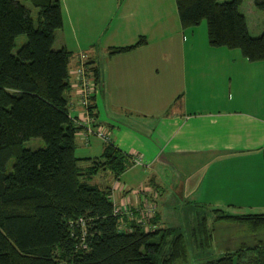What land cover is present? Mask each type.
<instances>
[{"label":"crops","instance_id":"0c3cea01","mask_svg":"<svg viewBox=\"0 0 264 264\" xmlns=\"http://www.w3.org/2000/svg\"><path fill=\"white\" fill-rule=\"evenodd\" d=\"M60 1L64 23L54 47L72 52L70 115L86 122L91 111L94 127L109 137L86 141L85 126L80 128L76 154L87 158L80 164L91 165L110 142L130 155L119 180L107 184L115 204L145 213L140 202L146 195L138 188L151 178L163 184L169 172L185 205L217 207L226 214L263 212L264 60L236 54L238 64L228 69L227 57L212 56L208 28L199 42L202 21L183 27L177 0ZM140 39L139 46L110 54L113 47ZM83 51L99 74V81L93 75L95 112L79 98L76 68ZM205 60L214 63L210 69L218 70L217 78L207 77ZM104 171L93 183L105 180Z\"/></svg>","mask_w":264,"mask_h":264},{"label":"trees","instance_id":"16d2710c","mask_svg":"<svg viewBox=\"0 0 264 264\" xmlns=\"http://www.w3.org/2000/svg\"><path fill=\"white\" fill-rule=\"evenodd\" d=\"M243 2L177 0L184 28L206 19L213 46L239 48L250 61H262L264 31L251 33L248 18L241 11ZM254 4L264 10V0H254ZM63 23L60 0H0V264L190 261L189 239L183 228L144 227L137 219L149 215L155 224L156 209L142 213L132 207L129 215L121 206L118 212L113 187L92 183L101 170L112 171L119 180L130 166L128 153L110 142L91 165L80 164L87 159L76 154L75 137L82 127L76 126L70 115L66 94L72 52L54 47L55 32ZM22 34L27 35V41L16 49ZM142 42L113 47L110 54ZM92 70L90 67L99 81L98 72ZM91 106L95 112L96 104ZM34 137L42 138L45 145L25 147L24 143ZM218 211L221 215L213 221L214 226L208 217L196 222L203 234L198 235L199 244L205 240L206 249H210L206 264H264V211ZM122 217L132 218V230H125ZM221 220L227 221L228 227L237 225L245 230L239 248L221 247L215 236V224ZM246 235L254 245H248L251 241Z\"/></svg>","mask_w":264,"mask_h":264},{"label":"rangeland","instance_id":"374dc122","mask_svg":"<svg viewBox=\"0 0 264 264\" xmlns=\"http://www.w3.org/2000/svg\"><path fill=\"white\" fill-rule=\"evenodd\" d=\"M27 5L32 7L34 12H36V8L32 5L31 2L27 1ZM241 11L246 14L247 18H248V22H249V26H250V31L252 34H256L259 35L261 32L264 31V10H260L258 8H256L255 4H254V0H244L242 6H241ZM202 25L199 28L198 31V35H196L197 37H199V42H202L203 40H206L207 37V28H208V24H207V20L204 19L202 22ZM203 29H206V35L203 32ZM27 41V35L22 34L20 35L17 40H16V49H18L22 44H24ZM207 50V48H206ZM206 50H204L205 52V57H206ZM214 52L212 54V56H219L220 57H227L229 62L232 63L231 65L228 63V69H233L234 66L236 64H238V59L236 58L235 61V57L236 54L241 55L242 51L239 48H229L228 46H215L213 48ZM243 54V53H242ZM235 61V62H234ZM214 63H207L206 60L203 63V68L206 70V74L207 77H211V74H213L214 77L217 78L218 74L215 70L213 72V70H211L210 68H212V65ZM200 66V65H199ZM227 68V67H225ZM223 70V69H222ZM226 70V69H224ZM229 73V72H228ZM227 74V73H226ZM224 74V75H226ZM222 75V76H224ZM225 81H226V76H225ZM235 85V84H234ZM192 83L190 81V87H192ZM201 88V87H200ZM234 89V88H232ZM25 147L28 148H32V149H37L39 147H43L45 145V142L42 138L40 137H34L31 138L30 140H27L25 143ZM15 162V157H13L12 159H10L9 163H8V170L11 171L12 170V166L13 163ZM104 177L105 180L102 181V183L104 184H113L115 182V178L112 175V172L110 171H104ZM99 175H97L95 178H97ZM94 178V179H95ZM164 180L166 179L165 182H163V184H160V182H156L154 179H150L148 182H143L140 187L138 188V191L142 192L144 195H146L145 197V201L140 202L141 204H145L147 205L148 203L152 204V207H156L157 210V215L156 218L159 216V221L157 220V225L158 227L161 228H165L168 229V226H177L178 228H183L185 230L186 237H188L189 242V257H190V261L188 260L186 263H180L179 261L177 262H170L169 264H206V256L208 255L207 253H209L210 249H206V244L205 240L202 243V245L199 244L198 242V235H202L201 232V228L197 226V220L200 218H203V220L206 219V217L209 218V223L210 226H214V220L217 219L218 216L221 215V213H219L217 207H210V206H204L202 204H192L191 206L185 205L183 204V201H181L178 198V195L180 196L181 194L178 192L179 191V185L174 184V182H176V180H173V182L171 183V174L168 172L165 176H163ZM94 179L92 181V183L94 182ZM166 186V187H165ZM167 191V195L165 193V189ZM181 191H183V189L181 188ZM165 193V197L163 198V200L161 199L158 200L159 196ZM176 193L175 196H173V194ZM149 197V198H148ZM191 202V201H189ZM140 205V204H139ZM137 204H133L134 207L139 206ZM140 207V206H139ZM131 209V208H129ZM131 212V210H128ZM131 215V213H130ZM128 217H132L134 218L135 216H128ZM123 218V217H122ZM127 219L122 221V225L125 227V230H132L134 225V222H130V220L132 219ZM141 219V220H140ZM152 217L149 215H145L144 218H138L137 221L143 225L144 227L145 224L147 225H153L152 223ZM145 220V222H144ZM160 222V223H159ZM138 223V224H139ZM136 224V223H135ZM216 234L215 236H217V238L219 239L220 243H221V247H224L225 245H227V247H237L239 248V245L241 244L243 237L245 235L242 228H240L237 225H231L228 228L227 221L225 220H221V222H219L218 224L216 223ZM197 228L195 229L194 227ZM200 226V225H199ZM153 226H148L147 228H152ZM193 228V229H192ZM165 230V229H163ZM163 230H160V232H162ZM164 234V233H162ZM264 237V236H263ZM260 237V238H263ZM259 238V239H260ZM246 239H249L251 241V244L248 245H254L255 243H253V240L251 239V237L249 235H246ZM215 244V243H214ZM208 248V247H207ZM237 248V249H238ZM168 258V254H165V259ZM163 263V262H162Z\"/></svg>","mask_w":264,"mask_h":264},{"label":"built area","instance_id":"2783aa9c","mask_svg":"<svg viewBox=\"0 0 264 264\" xmlns=\"http://www.w3.org/2000/svg\"><path fill=\"white\" fill-rule=\"evenodd\" d=\"M80 62L76 68V74H77V86H78V92H79V98L80 103L87 109L91 107L92 103V95L95 92L96 89V83L94 80V76L90 72V62H89V54L87 52H81L79 53ZM91 111L87 112L86 115V122H83L80 118L74 117V122L76 126H80L83 128V135L86 138V141L90 140V137L94 135L102 136L103 138L109 140L108 135L102 131L98 130L93 125V119L91 116ZM118 212L122 211L120 208L117 209ZM125 212L127 213L128 210L125 209ZM81 221H83V218H80Z\"/></svg>","mask_w":264,"mask_h":264},{"label":"bare ground","instance_id":"6f19581e","mask_svg":"<svg viewBox=\"0 0 264 264\" xmlns=\"http://www.w3.org/2000/svg\"><path fill=\"white\" fill-rule=\"evenodd\" d=\"M121 206H118V208H120ZM126 209V207H125ZM128 209V208H127ZM156 207H152V204L148 203L147 205L144 204L143 207V211L147 212V213H153L155 211ZM130 210V209H128ZM131 213L130 211H128V214Z\"/></svg>","mask_w":264,"mask_h":264}]
</instances>
